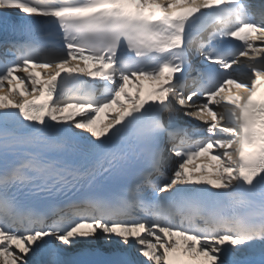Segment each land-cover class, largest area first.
<instances>
[{"label": "snow or ice", "instance_id": "obj_1", "mask_svg": "<svg viewBox=\"0 0 264 264\" xmlns=\"http://www.w3.org/2000/svg\"><path fill=\"white\" fill-rule=\"evenodd\" d=\"M0 30V264H264V0H0Z\"/></svg>", "mask_w": 264, "mask_h": 264}, {"label": "bare ground", "instance_id": "obj_2", "mask_svg": "<svg viewBox=\"0 0 264 264\" xmlns=\"http://www.w3.org/2000/svg\"><path fill=\"white\" fill-rule=\"evenodd\" d=\"M41 76L43 77V76H45L46 77V75H45V73H43V74H41ZM141 84H142V88H141V90H140V92L142 91V89L145 87V86H147V87H150L151 85H149V82H141ZM132 90V93L133 94H135L136 93V86L134 87V88H132L131 89ZM17 99H19V98H17ZM114 107H113V109L112 110H105V111H114L115 110V108H116V106L115 105H113ZM104 119H106V120H108V117L107 116H103V118H102V120H104ZM105 120V121H106Z\"/></svg>", "mask_w": 264, "mask_h": 264}]
</instances>
